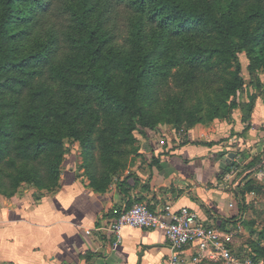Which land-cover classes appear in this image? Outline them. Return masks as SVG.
I'll return each instance as SVG.
<instances>
[{"label":"rangeland","instance_id":"374dc122","mask_svg":"<svg viewBox=\"0 0 264 264\" xmlns=\"http://www.w3.org/2000/svg\"><path fill=\"white\" fill-rule=\"evenodd\" d=\"M186 1L192 5L202 4L201 0ZM225 1L212 0L215 12ZM254 4L255 0H242L232 14L237 39L247 45L262 43L264 39V19L252 15ZM25 7V0L21 1L19 8ZM128 16L129 11L125 6L116 8L112 28V51L116 57L133 55L129 44L132 28L128 24ZM51 24L57 26L60 22L51 16L41 29ZM16 27L17 24L13 26V32ZM146 34L151 52L149 60L154 68L153 73L146 76L140 104L147 117L154 122V130H147L146 137H140L137 131L130 132L128 116L117 109L103 110L98 95L93 92L70 89L76 93L83 109L69 106L63 99L65 88L59 81H49L47 89L35 96L37 86L34 83L27 88L15 85V90L3 88L0 90V126L3 128L0 131L3 149L0 153V191L17 189L18 192L29 186L39 190L35 181L54 180L69 167L89 180L92 176L96 180H115L118 173L124 174L134 164L142 146H150L154 139L160 145L180 144L188 140L193 130L213 127L218 123L229 126L235 123L231 124L229 118L221 117L225 106L233 100L234 66L220 36L208 25H202L198 32L187 38L173 40L167 36L163 45L154 41L151 27L146 28ZM9 44L14 46L18 54L16 57L25 56L35 48L32 35L25 40L9 41ZM198 48L210 51L198 55L199 61L192 65L189 57ZM77 57L82 58L83 54L79 53ZM242 57L243 78L249 83L254 76L247 72L246 60ZM172 63L175 65L170 66ZM99 65L110 76L111 86L124 95L128 75L116 66L108 65L104 58L100 59ZM70 73L75 78L88 79L86 73ZM256 74L263 83L258 91L260 98L257 103L264 105V62ZM14 75L16 72L11 71L4 73L3 77ZM249 95L248 89L237 92L238 109L234 116L243 117L242 108L247 105ZM64 108L68 109L66 120L56 116V112H62ZM90 112L98 117L92 134L89 133V125L93 124L94 118L89 116ZM35 118L42 120L45 132L60 130L63 144L39 145L40 133L33 127H25V124L33 126ZM71 123L75 125L77 141L70 134ZM136 148L139 151L135 152ZM56 170L59 172L57 175ZM261 170L262 174L254 175L253 180H244L250 174L244 176L237 188L243 202L236 209L240 207L242 213L231 227L237 229L241 225L234 235V241L235 246L243 247L242 250L258 245L264 247V165ZM248 181H251L249 186L246 185Z\"/></svg>","mask_w":264,"mask_h":264},{"label":"crops","instance_id":"0c3cea01","mask_svg":"<svg viewBox=\"0 0 264 264\" xmlns=\"http://www.w3.org/2000/svg\"><path fill=\"white\" fill-rule=\"evenodd\" d=\"M234 121L193 130L186 142L218 141L233 126L241 132V115ZM152 141L121 175H130L127 180L95 186L96 180L71 167L52 191L26 187L10 197L0 193V264H168L172 251L163 230L125 228L122 242L114 245L115 236L104 229L136 202L159 212L166 205L185 206L210 226L231 227L242 213L236 209L240 180L262 174L264 105L257 103L252 128L234 135L225 148ZM221 152L224 158L236 155L228 172L219 176L226 168Z\"/></svg>","mask_w":264,"mask_h":264},{"label":"trees","instance_id":"16d2710c","mask_svg":"<svg viewBox=\"0 0 264 264\" xmlns=\"http://www.w3.org/2000/svg\"><path fill=\"white\" fill-rule=\"evenodd\" d=\"M21 1L24 0H0V90L3 88L15 90V85L27 88L34 83L37 86L35 96L47 89L49 81H59L65 88L63 99L69 106L78 110L83 109L76 93L71 92L70 89L77 92H93L98 95L99 105L103 110L117 109L123 112L128 116L130 132L137 131L140 137H146V131L154 130L155 127L154 122L147 117L140 104L146 76L151 75L154 68L149 60L151 52L146 28L151 27L154 41L163 45L167 36L172 37L173 40L187 38L198 32L202 25H208L220 36L227 47L229 58L234 66L231 90L233 100L225 106L221 117L229 118L231 124L234 122V113L238 109L237 92L248 89L250 93L248 103L242 108L244 115L241 122L244 128L241 132H235L232 128L228 137L218 141L185 142V144L203 145L211 149L219 146L225 148L234 135H244L252 128V115L260 98L258 91L263 87L256 72L264 62V39L262 43L252 42L250 45L237 39L232 24V14L242 0H226L219 6L217 12L212 0H201L200 6L192 5L186 0H25L26 7L20 9ZM122 5L129 11L127 21L132 28L129 44L133 55L130 57H116L112 51L114 16L116 8ZM252 8L253 16L264 19V0H255ZM51 16L60 22V25H57L59 27L51 24L48 28L41 29L45 26L47 18ZM16 24V31L13 32V26ZM166 31L168 32L165 34ZM31 35L35 48L25 56L16 57L18 54L9 41L25 40ZM198 49L193 52L192 57H189L192 65L199 61L198 55L210 51ZM79 53L83 54L82 58L77 57ZM242 56L246 60L247 72L251 77L254 76L249 83H246L243 78ZM102 58L108 65H114L128 75L129 82L124 95L111 86L110 76L99 65ZM174 65V63L170 64V66ZM11 71L16 72V75L3 77L4 73ZM71 71L86 73L88 79L75 78L71 75ZM67 115V108H64L62 112H56V116L63 120L67 119ZM93 115V112H90L89 116L94 118L93 124L89 125L90 134L95 131V121L98 119ZM74 126L73 123L70 124V134L74 141H77L79 138ZM25 127H33L40 133L39 145L63 144L60 130L45 132L42 120L35 118L33 126L25 124ZM2 129L0 126V131ZM2 151L0 141V153ZM134 151H139V148ZM224 155L225 152H221L219 159H223ZM154 161L156 162V159ZM232 165L224 168L219 176L225 175ZM58 173L56 170V175ZM121 175L117 174L118 180H127L130 176L122 178ZM59 176L54 180H46L48 182L35 181V184L40 187L37 191H44V188L46 191L55 189L60 180ZM245 179L253 180L249 177ZM91 180L96 179L92 176ZM110 180L111 178L96 180L99 184L95 186H106ZM250 183L251 181H248L246 185L249 186ZM16 192L17 189L0 191L7 197ZM236 196L241 205L243 198L240 192L237 191ZM232 220L234 221V218ZM238 249L242 252L243 247ZM249 250L258 257H264V247L260 245Z\"/></svg>","mask_w":264,"mask_h":264},{"label":"built area","instance_id":"2783aa9c","mask_svg":"<svg viewBox=\"0 0 264 264\" xmlns=\"http://www.w3.org/2000/svg\"><path fill=\"white\" fill-rule=\"evenodd\" d=\"M125 228L163 230L172 251L168 264H264V257L235 246L234 235L241 225L237 229L210 226L185 206L166 205L159 212L145 202H136L104 229L115 236L114 245H119Z\"/></svg>","mask_w":264,"mask_h":264},{"label":"water","instance_id":"95a60500","mask_svg":"<svg viewBox=\"0 0 264 264\" xmlns=\"http://www.w3.org/2000/svg\"><path fill=\"white\" fill-rule=\"evenodd\" d=\"M235 153H231V154H229V156L228 157H223V161L221 162V166H223V167H227V165L228 164H230L231 163V161L235 158Z\"/></svg>","mask_w":264,"mask_h":264}]
</instances>
